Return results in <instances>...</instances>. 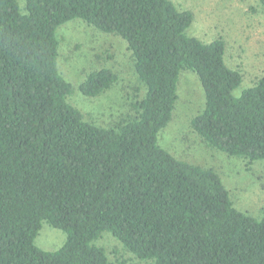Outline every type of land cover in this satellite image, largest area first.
I'll list each match as a JSON object with an SVG mask.
<instances>
[{"label": "trees", "instance_id": "1", "mask_svg": "<svg viewBox=\"0 0 264 264\" xmlns=\"http://www.w3.org/2000/svg\"><path fill=\"white\" fill-rule=\"evenodd\" d=\"M26 10L0 0V264H110L93 245L105 232L155 264H264V208L260 219L238 210L214 170L158 144L189 70L206 99L194 132L249 166L264 161V78L235 97L244 76L224 40L188 36L194 14L171 0H26ZM75 20L123 39L145 88L110 127L68 102L57 31ZM119 80L101 69L80 91L97 98ZM43 222L66 233L59 250L36 246Z\"/></svg>", "mask_w": 264, "mask_h": 264}, {"label": "rangeland", "instance_id": "2", "mask_svg": "<svg viewBox=\"0 0 264 264\" xmlns=\"http://www.w3.org/2000/svg\"><path fill=\"white\" fill-rule=\"evenodd\" d=\"M178 9L193 12L194 21L187 35L204 43L223 39L225 61L243 74V82L233 95L264 78V8L260 0H171ZM22 14H27L26 0H17ZM59 41L58 70L71 83L70 105L88 122L110 127L126 119L134 95H144L145 88L133 69L127 43L118 36L104 34L81 20L68 22L57 31ZM111 69L119 82L97 98L82 94L80 85L88 75ZM138 89V90H137ZM178 101L169 125L160 131L158 144L176 159L214 170L231 191L235 207L256 219L264 208V161L249 166L244 159L229 157L210 148L193 130L192 120L205 108V92L199 77L182 71L177 87ZM67 240L66 233L43 222L36 246L43 251H57ZM106 251L110 264H155L141 260L125 250L110 233L105 232L93 243Z\"/></svg>", "mask_w": 264, "mask_h": 264}]
</instances>
